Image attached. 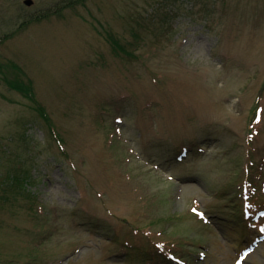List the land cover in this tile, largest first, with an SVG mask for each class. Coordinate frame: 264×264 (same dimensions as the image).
I'll list each match as a JSON object with an SVG mask.
<instances>
[{"label":"rangeland","instance_id":"obj_1","mask_svg":"<svg viewBox=\"0 0 264 264\" xmlns=\"http://www.w3.org/2000/svg\"><path fill=\"white\" fill-rule=\"evenodd\" d=\"M0 9V264H264V0Z\"/></svg>","mask_w":264,"mask_h":264},{"label":"trees","instance_id":"obj_2","mask_svg":"<svg viewBox=\"0 0 264 264\" xmlns=\"http://www.w3.org/2000/svg\"><path fill=\"white\" fill-rule=\"evenodd\" d=\"M74 3L75 2H73V4ZM40 19H41L40 16L37 17V18L36 17H32V19H30V21H37V20H40ZM113 41L116 44V46H118L121 50H126V48L123 46V44H121L118 40H113ZM9 83H10V85L12 87L20 90L21 92H23L25 94V96H27L30 100H32V102H34L36 104V106H37L36 108L40 111L41 116L44 117V118H46V119H48L45 107L39 101H37V98H36L35 92H34V87H33L32 84H27L23 80H20V79H17V78L14 79V80L9 81ZM258 109H259V103L256 104V109H255L254 116H253V119H252V122H251L252 125L255 124L253 122H254L255 117L258 114ZM48 122H49V119H48ZM50 126H51V128L54 127V125H52V124ZM28 175H29V173L25 171V173L23 174V176L20 177L19 175H17V177H15V179H17V182H19V184H24L25 182L29 181ZM254 186H255V184H254ZM138 229H140V228H138ZM149 232L150 231H148V233ZM154 242L155 243L158 242L159 243L158 245H160V247L163 248V241H156V240H154ZM159 252H160V250H158V252L154 253V258H157L158 257L157 254Z\"/></svg>","mask_w":264,"mask_h":264},{"label":"water","instance_id":"obj_3","mask_svg":"<svg viewBox=\"0 0 264 264\" xmlns=\"http://www.w3.org/2000/svg\"><path fill=\"white\" fill-rule=\"evenodd\" d=\"M26 3L30 5L33 3V0H26Z\"/></svg>","mask_w":264,"mask_h":264},{"label":"flooded vegetation","instance_id":"obj_4","mask_svg":"<svg viewBox=\"0 0 264 264\" xmlns=\"http://www.w3.org/2000/svg\"><path fill=\"white\" fill-rule=\"evenodd\" d=\"M24 3L26 4V0H24ZM34 3V2H33ZM26 5H29V4H26ZM1 10V9H0Z\"/></svg>","mask_w":264,"mask_h":264}]
</instances>
